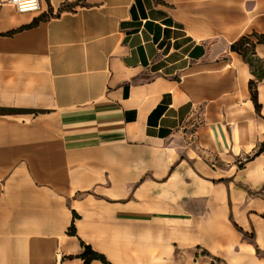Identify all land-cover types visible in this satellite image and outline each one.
I'll use <instances>...</instances> for the list:
<instances>
[{"label":"crops","instance_id":"obj_1","mask_svg":"<svg viewBox=\"0 0 264 264\" xmlns=\"http://www.w3.org/2000/svg\"><path fill=\"white\" fill-rule=\"evenodd\" d=\"M88 249L264 264V0H0V264Z\"/></svg>","mask_w":264,"mask_h":264},{"label":"built area","instance_id":"obj_2","mask_svg":"<svg viewBox=\"0 0 264 264\" xmlns=\"http://www.w3.org/2000/svg\"><path fill=\"white\" fill-rule=\"evenodd\" d=\"M19 12H37L41 9L42 0H10Z\"/></svg>","mask_w":264,"mask_h":264},{"label":"trees","instance_id":"obj_3","mask_svg":"<svg viewBox=\"0 0 264 264\" xmlns=\"http://www.w3.org/2000/svg\"><path fill=\"white\" fill-rule=\"evenodd\" d=\"M248 39H242L239 43H237L236 45L233 46V50H236V51H239V52H242L244 54V56L246 57V53L244 52V50L242 49L243 47V44H245L246 42H249L247 41ZM242 46V47H241ZM241 47V48H240ZM246 49H249V48H246ZM251 87H252V90H254V87H255V82H251ZM254 97H255V94H254ZM263 149V148H262ZM90 252V253H89ZM86 255L87 256V261L85 262V264H89L90 260L93 259V258H102L101 256H99L98 254H95L93 253L91 250H87L86 251ZM91 256V258L89 257Z\"/></svg>","mask_w":264,"mask_h":264},{"label":"rangeland","instance_id":"obj_4","mask_svg":"<svg viewBox=\"0 0 264 264\" xmlns=\"http://www.w3.org/2000/svg\"><path fill=\"white\" fill-rule=\"evenodd\" d=\"M201 125L200 124H195L191 127V129L189 130L190 133L188 135H183V137L181 138V142L182 143H188V144H191L192 142H194L195 140V137L197 135V131H198V128L200 127Z\"/></svg>","mask_w":264,"mask_h":264}]
</instances>
